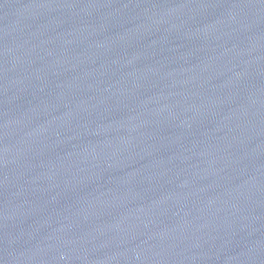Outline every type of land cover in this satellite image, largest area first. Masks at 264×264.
<instances>
[{"label": "water", "instance_id": "water-1", "mask_svg": "<svg viewBox=\"0 0 264 264\" xmlns=\"http://www.w3.org/2000/svg\"><path fill=\"white\" fill-rule=\"evenodd\" d=\"M0 264H264V0H0Z\"/></svg>", "mask_w": 264, "mask_h": 264}]
</instances>
